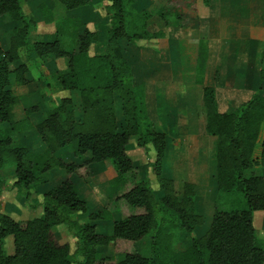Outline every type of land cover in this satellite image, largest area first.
<instances>
[{"label": "trees", "instance_id": "obj_1", "mask_svg": "<svg viewBox=\"0 0 264 264\" xmlns=\"http://www.w3.org/2000/svg\"><path fill=\"white\" fill-rule=\"evenodd\" d=\"M37 1L40 8H50L57 3L68 12L90 3V0ZM99 1L108 3L105 10L110 27L106 51L89 57V45L97 35L82 23L71 16L54 23L42 8L39 11L44 24H53L54 32L46 36V40L31 41L30 35L37 30L34 18L24 15L18 0H0V18L7 16L15 30L9 38L8 50L0 49V131L13 124L11 109L18 99L11 86L27 83L26 65L15 66L21 48L27 56L35 52L39 57L66 61L67 72L57 79V84L62 91L79 93L82 110V122L77 123L74 112L68 110L71 100L62 99L36 125V133L46 144L48 156L45 158L34 159L26 148L15 147L9 139L0 138V171L8 162L14 165L13 186L18 191H26V200L30 197V189H37L44 183V174L56 170L57 174L67 177L63 180L58 176L60 181L56 177L54 186L43 193L40 217L15 220L0 215V264H264V249L259 246L254 226L256 216L264 219V176L258 175L260 171L264 173V97L260 94L264 91V46L259 57L258 90L236 110L219 113L212 85L207 80L201 82L204 131L213 138L209 155L212 158L209 163L211 184L218 195L239 194L245 208L227 211L214 208L207 230L202 236H196L203 222V212L196 208L195 185L185 182L181 193L176 194L173 179L164 175L167 133L161 130L152 134L148 129L150 124L144 123L147 126L144 129L133 117L138 109L137 89L132 86L120 41L131 44L150 40L154 35L145 29L143 12L127 26L124 15L127 0ZM167 6L169 3L163 4L157 12L159 17H181L174 10H165ZM68 25L77 27L73 50L64 49L58 39L67 32ZM39 78L45 81L42 74ZM116 97L121 102L123 128L117 124ZM163 107L159 108L161 123L164 122ZM69 145L71 149L67 150ZM133 148L146 153L147 166L155 177L157 190L146 178V170L142 171L129 155ZM59 150L65 155L71 154L75 162L65 163L54 156ZM86 155L89 157L85 160ZM105 161L110 162L116 173V187L108 204L113 206L118 219L112 222L109 236L97 234L92 224L104 222L109 206L89 212L87 202L78 195L71 180L97 186L99 164ZM1 187L0 177V190ZM73 215L87 216L91 224L78 225L70 219ZM60 225L75 230L77 246L73 252L68 244H60L53 234V229ZM184 237L188 242L181 243ZM7 238L12 239V255H6L3 249ZM143 239L149 240V257L132 252ZM109 245L114 254L121 257L118 262L99 255L98 248ZM76 254L83 258L82 262L76 263L73 258Z\"/></svg>", "mask_w": 264, "mask_h": 264}, {"label": "rangeland", "instance_id": "obj_2", "mask_svg": "<svg viewBox=\"0 0 264 264\" xmlns=\"http://www.w3.org/2000/svg\"><path fill=\"white\" fill-rule=\"evenodd\" d=\"M21 6L22 12L28 18L34 17V11L40 8V5L36 7L37 3L33 0H18ZM30 1L32 4H30ZM155 1V0H153ZM169 1V2H168ZM38 2V1H37ZM150 2V0H149ZM161 2V0H160ZM159 0H156L153 3V6L146 5V4H132L133 1H130V4H125V18L127 19V26L130 25L131 21L140 13L143 12L145 14V29L151 33L157 31L159 24H153L148 22V17L151 16L149 14L158 15L156 13V8H160V6L164 4H168L165 10H177L181 12V17L185 18L192 16L193 8L195 5V0H164L163 3H160ZM55 6L53 7H44L43 11L45 15L48 16L54 23L63 22L66 16L71 15L74 12L65 11L59 4L54 3ZM108 5V3H107ZM38 10V11H39ZM104 13L107 15L106 10ZM130 14V15H129ZM149 15V16H148ZM107 17V16H106ZM186 19V20H187ZM158 22L157 20H155ZM36 22V21H35ZM38 27L35 34L30 35V40L33 41L37 40H46L49 34L54 32L53 24H42L39 21ZM44 23V21H43ZM150 24V27L148 26ZM171 23V22H170ZM12 21L7 17L4 16L0 18V49L1 51L5 52L9 48V38L14 34V28L11 26ZM177 25V24H176ZM177 26H185V27H194V21L190 19L189 21H183L180 25ZM110 25L107 23L106 29L101 27L99 29V34L102 33L107 36V31ZM67 32L65 34H61L58 39L62 47L66 50H73L75 49V35L74 32H77V27H73L72 25L66 26ZM154 28V29H153ZM181 34V31L178 32ZM156 47L161 45V42H154ZM142 44L149 45L151 42H143ZM264 46V44H263ZM180 56V52H179ZM169 62V60H168ZM21 64L27 65L32 74H34L35 79L37 78V74H42L45 78L36 79L35 86L37 87L36 90L31 89L29 86H18L12 85L11 91L13 95L18 99L17 105L12 107V115H13V124L10 127H4L0 131V138H7L12 142V145L15 147H23L28 150L30 154L34 155V159H42L43 157L48 154L46 153V144L44 141L41 140L40 136L36 133L35 127L37 124L42 122L48 114L54 110L57 105L60 103L62 99H69L71 97L72 92L62 91L57 84V79L61 77L63 74L67 72L66 68V61L65 60H55L51 59L49 56L39 57L35 52H30L27 56L24 49L19 50V60L15 63V66H19ZM171 65H177L176 60L174 58L171 59ZM194 66V65H193ZM206 67L203 66L200 69V72L197 73L196 79L197 80H205L206 78L210 77L212 82H209L214 89L215 95L217 100V105L220 112H232L236 110L240 104L236 102H240L243 100H237V96L240 93L249 94L253 92L250 89L240 90L237 88L226 89L221 84V77L224 78L223 74H218L217 78H213V68L210 66ZM189 69V68H187ZM264 70V63L262 66ZM175 70V69H174ZM193 73V70L191 69ZM186 73V74H173L175 82L177 83H186L184 80L187 78L191 79L190 82L194 80V73ZM213 75V76H212ZM259 79L261 78V74L259 73ZM216 77V76H214ZM173 79V80H174ZM127 79L124 80L126 82ZM134 81V80H133ZM132 82V79H131ZM185 85V84H183ZM196 88V87H195ZM138 90V89H137ZM135 90L136 100L138 109L135 110V120L137 123H141L140 125H144V129L147 123L149 125L148 129L150 133H157L158 131L164 130L168 135V144H167V154L164 164V175L169 176L174 181V189L176 194H180L182 190V184L185 182L189 183V175L191 174L192 177H195L196 171L188 169L189 160L191 159V153L189 149V142L193 140L192 137L189 136L190 129H193L194 134H198L206 139L207 149H208V156H211L212 152V142L213 138L208 136L204 131V124H205V117L204 112L201 108V97L196 90L193 91L192 88L190 90L182 91L184 92L183 95H179L178 99L174 105H169L167 107V120L161 123L159 119H157V114H152L151 112H147L146 101L142 94L141 90ZM181 92V94H182ZM257 92V91H256ZM187 93V94H186ZM260 94H263L264 91ZM234 103L232 105L231 103ZM141 104V105H140ZM167 106V105H166ZM36 109L33 112L27 114L25 111L29 109ZM121 102L118 97L115 99V109H116V116H117V124L120 128L124 127V122L121 115ZM72 110L74 112V118L77 123L82 122V110L81 105L75 106L71 105V108L68 110ZM169 111V112H168ZM170 111L172 114L170 115ZM196 114V118L193 121H189V112H193ZM73 143V142H71ZM131 144V142H130ZM202 144V143H201ZM135 145V143H134ZM133 145V146H134ZM203 148V146H200ZM131 148V146H130ZM71 149V146H67L66 148ZM70 151V150H69ZM133 161H137L140 169L143 171L146 170V178L151 180V185L154 190H157V182L155 180L154 175L150 172V169L147 166V158L146 153L140 149L133 148V151L129 153ZM54 156L59 157L65 163H72L74 161L71 154L65 155L60 150ZM201 156L203 154L201 153ZM88 155L84 157V159H88ZM212 158H207L208 164L211 163ZM75 162V161H74ZM9 163V162H8ZM6 163V165L0 171V177L2 181V187L0 190V215L9 216L15 220H26L30 217H40L42 214V195L46 191H48L52 186H54V179L57 177L59 181L61 178L67 179V177L63 174H57L56 170L50 171L43 175V184L39 186L37 189H30L29 190V199L26 200L25 194L26 191L20 190L18 191L14 188L13 183L15 182L14 177V165L11 163ZM190 166V165H189ZM188 169V170H187ZM196 172V173H195ZM264 176V173L261 171L258 175ZM60 176V177H58ZM205 179V178H204ZM73 183L76 185V191L78 195L87 202V208L89 212H97L101 211L103 207L109 206V209H106L105 221H99L92 223L96 228V233L99 235L109 236L111 235L112 229L111 224L113 221L118 219L117 213H115L113 206L108 204V199L111 196L113 189L116 187V173L114 172L111 164L109 161H105L99 164V174H98V185L95 187L88 186L81 181H76L71 178ZM206 181V180H205ZM207 181L210 185H203L198 186L203 194L197 193L196 199V208L200 212H203V223L206 227L201 229H197L196 236H202L204 232L207 230L210 220L211 214L214 211V208L220 211H227L232 209H244L245 203L240 198L239 194L233 195H218L216 194V188L211 184L209 173ZM196 187V186H195ZM213 187V189H210ZM197 189V190H198ZM258 214V213H256ZM70 219L76 222L78 225H84L86 223L91 224L88 222L87 216H79L73 215ZM254 226L256 229L257 238L259 239L258 243L259 246L264 249V219L263 217L256 216L254 218ZM75 230L69 229L66 225H60L53 229V234L56 240L60 244H68L70 247V251L73 252L76 249V239L74 238ZM181 243L188 242V238L184 237L181 238ZM180 243L179 249L182 248V244ZM3 249L6 255L13 254V245L12 239L7 238L4 241ZM137 254L143 255L144 257H149L150 255V245L148 239H143L138 242L133 251ZM98 253L101 257L114 260L118 262L121 260V257L114 254L112 246L109 245L107 247L98 248ZM74 260L77 262H82L83 258L76 254L74 255Z\"/></svg>", "mask_w": 264, "mask_h": 264}, {"label": "crops", "instance_id": "obj_3", "mask_svg": "<svg viewBox=\"0 0 264 264\" xmlns=\"http://www.w3.org/2000/svg\"><path fill=\"white\" fill-rule=\"evenodd\" d=\"M33 1L37 3L35 6L38 7L39 2ZM127 1L130 4L131 0ZM155 1L134 0L132 4L153 6ZM163 1L160 2L159 0L160 3ZM30 4H32L31 1ZM106 7L107 2L90 0L87 6L78 8L69 15V17L71 16L74 20L82 23L88 31L95 32L97 35L96 40L89 45V57L102 55L106 51V37L103 33L100 35L98 32L101 27L106 29L108 23V18L104 13ZM160 8L155 7L156 13L159 12ZM38 10L39 8L36 10L37 12L34 11L33 18L36 25L40 23L39 21L44 24V19ZM174 11L181 16V12ZM191 13L192 16H189L188 19L187 17L176 19L172 15H166L162 18L153 13L149 14L151 16L148 15V22L154 20L151 22L152 25L154 23L159 24L158 30L150 33L154 37L150 40H139L131 44L120 41L124 59L131 72L132 86L142 91L147 112L157 114L159 121L161 119L159 108L164 105L162 119L166 121L167 107L176 103L174 101L178 99L179 95H183L184 92L182 91L192 88L193 91L196 90L197 92L198 89V94L202 99V81L197 80L196 76L203 66L206 67V70L207 66L212 67L214 69L213 75L215 73L217 76L218 74L224 75V78L221 77V84L224 88L250 89L253 91L249 94L240 93L237 96V100H243L236 102L240 105L255 94L260 84L259 57L264 43V0H195ZM190 19L194 21V27L177 26ZM148 26L150 27L149 23ZM179 31L181 34L178 33ZM142 41L151 42V44L145 46ZM154 42H161V45L156 47L153 45ZM172 58L176 60L177 65H171ZM26 67L25 79L27 83L23 86H29L36 90L38 86H35V83L39 75L37 74L35 79L30 68L27 65ZM191 69L195 74L193 82H190V78H188V82L187 78L184 79L186 83L175 82L174 77H172L173 74L192 73ZM217 76H213V78H217ZM206 79L212 82L210 77ZM38 88L40 89V87ZM71 92L69 98L71 103L80 106L79 93L77 91ZM261 95L263 96V94ZM160 98L163 99V102L159 101ZM231 104L234 105L233 102ZM217 110L219 113H229L220 112L219 108ZM188 117L189 121H193L196 114L194 111L189 112ZM189 136L193 140L188 143L192 156L189 160L188 169L197 172H195V177L189 175V183L194 184L196 192H198L200 190L198 186L203 188L204 184L210 185L207 181L208 173H211L207 161L208 149L206 139L194 134L193 129H190ZM201 145L203 148L200 147ZM198 194H203V192L200 190ZM203 227L206 225L202 224L198 229Z\"/></svg>", "mask_w": 264, "mask_h": 264}]
</instances>
